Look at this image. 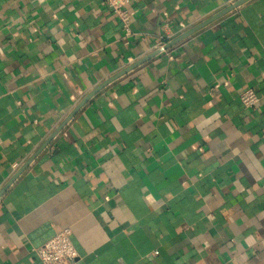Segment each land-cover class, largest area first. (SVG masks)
Instances as JSON below:
<instances>
[{"label":"crops","instance_id":"1","mask_svg":"<svg viewBox=\"0 0 264 264\" xmlns=\"http://www.w3.org/2000/svg\"><path fill=\"white\" fill-rule=\"evenodd\" d=\"M236 1L0 0V264H264V0L156 48Z\"/></svg>","mask_w":264,"mask_h":264},{"label":"built area","instance_id":"2","mask_svg":"<svg viewBox=\"0 0 264 264\" xmlns=\"http://www.w3.org/2000/svg\"><path fill=\"white\" fill-rule=\"evenodd\" d=\"M104 1L119 20L124 35L132 34L130 28L131 14L127 9V4L131 0ZM164 44L165 41L160 39L156 43V48L162 50L164 49ZM239 98L245 107L252 109L257 105L260 97L253 88H247L240 93ZM69 234L68 229L58 231L42 245L34 249L42 264H71L75 260L77 251L70 240Z\"/></svg>","mask_w":264,"mask_h":264},{"label":"water","instance_id":"3","mask_svg":"<svg viewBox=\"0 0 264 264\" xmlns=\"http://www.w3.org/2000/svg\"><path fill=\"white\" fill-rule=\"evenodd\" d=\"M246 0H237L235 3H233L231 6L227 7L226 9L216 13L215 15L211 16L210 18H208L207 20L203 21L202 23H200L199 25L193 27L192 29H190L189 31H187L186 33H184L183 35H180L179 37H177L176 39H174L173 41L169 42L166 46H164V48L166 47H170L171 45H173L174 43L178 42L179 40L183 39L184 37L188 36L189 34H191L192 32L198 30L199 28H201L202 26L206 25L207 23H209L210 21L220 17L221 15H223L224 13H226L227 11H229L231 8L240 5L241 3L245 2Z\"/></svg>","mask_w":264,"mask_h":264}]
</instances>
